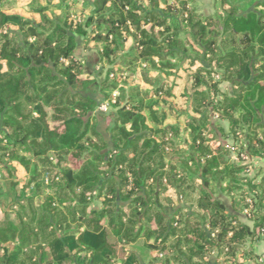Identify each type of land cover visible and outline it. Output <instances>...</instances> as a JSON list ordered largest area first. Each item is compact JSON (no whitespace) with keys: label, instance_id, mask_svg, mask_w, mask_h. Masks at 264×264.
I'll return each mask as SVG.
<instances>
[{"label":"trees","instance_id":"16d2710c","mask_svg":"<svg viewBox=\"0 0 264 264\" xmlns=\"http://www.w3.org/2000/svg\"><path fill=\"white\" fill-rule=\"evenodd\" d=\"M17 1L0 0V264H97L103 251L101 264H145L125 249L141 236L154 253L146 264H243L264 216L252 230L216 198L241 187L243 170L219 140L264 154V13L239 16V0H214L211 16L198 0H60L62 15L49 16L33 0L40 20L30 21ZM81 1L92 11L76 21ZM80 40L98 50L101 81L76 58ZM125 73L136 96L123 105L122 89L113 103ZM226 82L232 95L220 90ZM105 102L115 111L99 112ZM161 105L182 123H160ZM253 188L263 204L264 179ZM84 228L102 234L98 248Z\"/></svg>","mask_w":264,"mask_h":264},{"label":"rangeland","instance_id":"374dc122","mask_svg":"<svg viewBox=\"0 0 264 264\" xmlns=\"http://www.w3.org/2000/svg\"><path fill=\"white\" fill-rule=\"evenodd\" d=\"M51 1H55V0H51ZM203 1H209V0H203ZM99 71L100 70H97L91 76L96 77L99 81H101L104 75L100 76ZM219 72L220 70H218L217 68L214 69L215 81L219 80V75H217ZM123 77L124 79H126V81L121 80L122 83L120 84L119 89H117L116 91L112 93V98H113V101L115 102L119 100L120 97H122L121 90L123 89L126 92L127 96L124 97L122 104L126 105L127 103H129L132 94H133L132 97L136 96L135 93H129V89H131L132 83L134 80H136V77L130 76L127 73H125ZM91 91L92 92H89L91 96L93 95V97H96L98 100L101 99L100 94L98 92L96 93L97 90H94L92 87ZM224 92L227 93L226 90H224ZM220 99H221L220 95L215 96V100L219 101ZM110 110L115 111L113 107ZM47 114H48L47 115L48 121H50V117H51L50 111L47 110ZM215 119H216L215 120L216 125H218V127L219 126L223 127L225 132L229 134L230 125L228 121L226 120L222 121L219 118L218 114L215 115ZM219 141H222L221 143L225 145V148H228L231 164L235 165L236 167H241L243 168V170L240 173L241 187L239 186L237 191L232 193L231 196H228L223 192H217L216 198L220 200L227 207V210L229 212H232L233 205L238 207L237 209L240 210V212L238 213V217L240 221L247 224L253 230L255 229L256 223H259L261 220V217L264 216V203L262 204L259 198V193L261 191L259 189L253 188V186L258 187V185H260L262 180L264 179V154L262 156L249 155L246 145L244 144V140L240 138L235 139L233 136H229L226 142H223L221 138ZM216 143H219V142L216 141ZM24 176H25L24 178L25 180L23 184H21L22 187L24 186L25 181L28 176L25 175L24 169L19 167L17 169L16 181L17 180L23 181L22 179ZM4 183L5 182L1 180V184H4ZM243 190L246 191V195L243 194ZM184 203L186 202L184 201ZM263 226H264V221H263ZM256 234L257 235L252 240H250L244 246H242L239 252L240 256L245 255V259H247L243 262V264H264V227L258 230ZM247 253L251 255L248 256ZM250 256H252V258L248 259V257Z\"/></svg>","mask_w":264,"mask_h":264},{"label":"crops","instance_id":"0c3cea01","mask_svg":"<svg viewBox=\"0 0 264 264\" xmlns=\"http://www.w3.org/2000/svg\"><path fill=\"white\" fill-rule=\"evenodd\" d=\"M33 2V0H20L17 1V4L15 5V9H19L17 12L18 13H23V17L25 20H30V21H39V15L33 13L32 11L29 10V7L31 6V3ZM40 5L43 7H49V16L52 15H62L63 12V3L60 0H55V1H51V0H40ZM200 7H201V12L204 16H211L214 15L215 12L217 11V7H216V3L214 0H209V1H203V0H198ZM237 4L240 7V11H239V16L242 17H247L249 14L251 13H257L260 15V13H264V1L263 0H239L237 1ZM65 7V6H64ZM92 11V8L90 6V3L88 1H81L78 4L74 5L73 7V12L74 14H76V16L73 17V19L75 20H81V18H86L89 16L90 12ZM16 12V11H15ZM14 12H11L10 14H13ZM221 13L222 10H221ZM79 16V17H77ZM10 29L12 31L17 32L19 29L18 24H11ZM76 58L79 61H82V64L84 66V73L85 75L91 76L93 75L97 70H100V66H99V52L96 48H94L93 46L90 45V47L87 49L85 48L82 40H80L79 45L77 47L76 53H75ZM198 67V65L194 66L191 68V71L194 72L196 70V68ZM253 78V71L251 66L247 67L246 72H245V76H243L240 81L247 83L248 81H250ZM220 90L222 93L226 94V95H232L234 88L237 89V87H233L232 83L226 82L220 85ZM223 90H222V89ZM143 90L148 89V86L143 85L142 86ZM187 89H188V93H193V86H192V82H187ZM224 90L227 91L224 92ZM163 105H161L160 109L161 112L159 113L158 117H159V122L160 123H165V124H172V123H176L178 121H180V123H182V119L178 120L176 119V113H174L172 111V109L170 107H162ZM144 114L146 116L149 115V113L147 111L144 112ZM148 124L150 127H154L157 128L159 125L153 123V121L151 119L148 118ZM96 129L99 133H101V135L105 138L108 139V131H107V123L102 120L101 118H97L96 121ZM25 176L23 177V181H19L17 180V182L19 183V188L22 187L21 184H23ZM99 205L97 204V202H94L93 204H91V208H96ZM83 233L85 236V239L87 240V242H89L94 248H98L101 244V237L102 234L101 233H95L91 230H88L86 228L83 229ZM144 241L145 238L141 236V238H139L136 242L132 243V244H128L125 246V249L128 252H132L136 254V257L142 262V263H148V261L151 259V257L153 256V251H150L149 249L144 247ZM62 245V244H61ZM59 247V244H57V247L55 246L51 252L52 257L54 258V260H56L57 262L62 258V256H56V248ZM63 247H64V242H63ZM107 253L105 251L100 252L97 259H96V263L97 264H101L103 257L106 255ZM61 257V258H60Z\"/></svg>","mask_w":264,"mask_h":264},{"label":"built area","instance_id":"2783aa9c","mask_svg":"<svg viewBox=\"0 0 264 264\" xmlns=\"http://www.w3.org/2000/svg\"><path fill=\"white\" fill-rule=\"evenodd\" d=\"M77 21V20H76ZM65 61V60H64ZM113 103H115V101H113ZM99 112L101 113H107L109 110H110V105L109 103H105V104H102L100 107H99Z\"/></svg>","mask_w":264,"mask_h":264}]
</instances>
